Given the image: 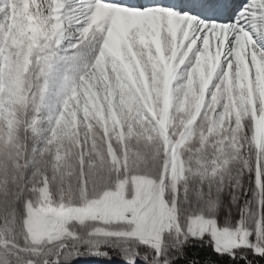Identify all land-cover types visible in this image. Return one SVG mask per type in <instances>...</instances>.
<instances>
[{
  "label": "snow or ice",
  "instance_id": "obj_1",
  "mask_svg": "<svg viewBox=\"0 0 264 264\" xmlns=\"http://www.w3.org/2000/svg\"><path fill=\"white\" fill-rule=\"evenodd\" d=\"M0 264H264V0H0Z\"/></svg>",
  "mask_w": 264,
  "mask_h": 264
}]
</instances>
